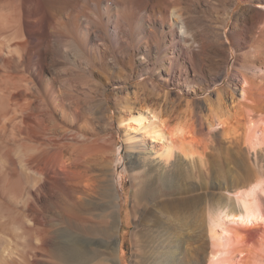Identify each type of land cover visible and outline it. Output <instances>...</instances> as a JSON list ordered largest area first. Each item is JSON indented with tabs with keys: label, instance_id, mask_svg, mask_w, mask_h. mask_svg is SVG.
<instances>
[{
	"label": "bare ground",
	"instance_id": "obj_1",
	"mask_svg": "<svg viewBox=\"0 0 264 264\" xmlns=\"http://www.w3.org/2000/svg\"><path fill=\"white\" fill-rule=\"evenodd\" d=\"M120 166L132 264H264V0H0V264H122Z\"/></svg>",
	"mask_w": 264,
	"mask_h": 264
},
{
	"label": "rangeland",
	"instance_id": "obj_2",
	"mask_svg": "<svg viewBox=\"0 0 264 264\" xmlns=\"http://www.w3.org/2000/svg\"><path fill=\"white\" fill-rule=\"evenodd\" d=\"M244 5H245V3L241 2L239 4V6L235 9L234 12H236L238 9H241ZM229 28H230V26L226 29V32H228V33H226L227 36L229 34ZM226 42L228 45H230L229 63L227 65L226 70L223 72V74L215 82V85H212L208 89V91H206L204 93L198 92V94H194V93L185 94L183 91V88L181 86L180 87H171L170 89L166 88V90H172L173 93H182L184 95V97L190 101H192V100L203 101L206 96L226 88L225 86L229 85L228 83L234 78V75H235L234 63H235L237 55H238L235 47L232 45L231 40L228 38V40H226ZM147 78H149V76ZM137 83H139V81L134 80V81L126 84L125 87L135 85ZM193 86H194V89L196 91H199L200 87H199V85L196 84V82L193 84ZM117 87L119 88V86H117ZM108 95H109V93H108ZM123 140H124V137L122 134V135H120L119 140H118L119 146H123V144H124ZM121 157L123 159L126 157L125 151L122 153ZM242 162L245 165L249 166V164L247 163V157H243V159L240 160V162L238 164V169L236 167L232 166L241 174V176L243 173L240 171L239 167H240V164ZM213 164H214L213 166H215V168H218L216 161H214ZM121 171H122V168L120 166L118 174H117V178H116V193H117V196L120 197V200H121L123 224L120 225L121 230H120V228L118 230L116 229L117 230L116 234L118 235V236L116 235V237L117 238L119 236L121 237L117 256L118 257L120 256V258L122 260V264H132L133 263V254H134L132 234H133V231L135 229V220H134V216H133L134 202L132 199L133 186H132V183L130 182L129 178L121 179ZM202 174H203V172L201 169H195L194 171H192V170L190 171V175L193 179V182L198 181L200 179H203V176H201ZM122 183L124 185H122ZM142 194H143V201L145 204H147L148 207H152L157 202H159L160 200H163L166 197L171 196V193H169L165 189H162L161 187H155L152 190L144 191V192H142ZM174 234H176V233L174 232ZM169 248H170L169 250L172 252L175 249L174 255L177 259H176V262L171 261L173 264L174 263L175 264H179V263L180 264H186L187 263L186 259H187L188 246L186 243H182V245H176L174 247H169ZM180 253H181V255H179ZM178 255L180 256V258ZM177 260H179V263L177 262ZM171 262L170 263L167 262V263L172 264ZM184 262H186V263H184Z\"/></svg>",
	"mask_w": 264,
	"mask_h": 264
}]
</instances>
